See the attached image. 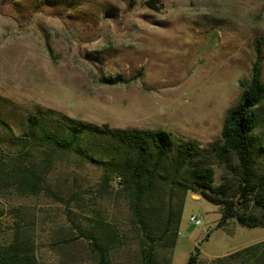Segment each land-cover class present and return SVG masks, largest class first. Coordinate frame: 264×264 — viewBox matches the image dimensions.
Wrapping results in <instances>:
<instances>
[{
    "label": "rangeland",
    "instance_id": "rangeland-1",
    "mask_svg": "<svg viewBox=\"0 0 264 264\" xmlns=\"http://www.w3.org/2000/svg\"><path fill=\"white\" fill-rule=\"evenodd\" d=\"M148 1L0 0V237L8 241L19 222L39 264H93L81 233L95 220L120 235L110 252L114 264H143L144 227L133 216L131 197L114 181L101 187L103 171L88 160L109 157L106 142L83 138L71 151H49L39 137L54 116L119 130L162 129L177 143L219 147L226 113L242 93L238 82L250 78L256 42L264 81V0H157L159 10ZM115 78L122 83L101 82ZM41 112L47 113L44 125L31 134L27 117ZM257 115L252 137L260 177L264 102ZM22 165L44 175L49 191L21 194ZM212 166L215 184L227 180L235 201L236 158L224 153ZM190 188L183 175L172 180L164 166L139 206L138 218L147 225L180 210L175 247L167 250L165 240L158 241L157 263L186 264L199 248L197 264H264L259 257L217 263L263 242L264 228L235 218L217 228L222 207Z\"/></svg>",
    "mask_w": 264,
    "mask_h": 264
},
{
    "label": "trees",
    "instance_id": "trees-1",
    "mask_svg": "<svg viewBox=\"0 0 264 264\" xmlns=\"http://www.w3.org/2000/svg\"><path fill=\"white\" fill-rule=\"evenodd\" d=\"M157 0H149L148 5L156 8ZM256 55L248 80H239L242 93L237 103L231 107L223 122L221 145L213 144L200 148L193 142H176L173 135L162 129L157 130H119L108 125L98 126L66 116H54L52 125L39 137L40 146L49 151L68 152L74 149L83 138H95L106 142L107 158L88 156L103 171L101 187L116 182L131 197L133 216L144 227V241L140 253L143 264H158L156 243L167 250L175 247L177 226L180 219L178 212H169L164 221L153 224L141 221L138 216L139 206L155 190L157 177L165 166L174 180L183 175L184 181L191 186L192 194L222 207L221 219L217 228L223 227L228 220L249 228H264V174L257 177L255 172L254 145L252 134L259 124L257 108L264 102V81L261 78V48L256 42ZM104 84L122 83L121 78L102 80ZM47 113L27 117V129L32 134L42 128ZM231 154L237 162L236 200L232 201L227 180L215 184L213 159L221 161L222 155ZM46 161V160H45ZM49 162V160H47ZM16 188L24 195H37L48 192L44 175L33 166L22 165L16 181ZM3 211L0 210V218ZM88 242V251L93 257V264H114L110 252L120 244V235L115 227L101 220H95L92 230L81 233ZM169 235V236H168ZM166 236H168L167 239ZM199 248L190 254L186 264H197ZM264 259V241L253 244L239 251L218 258L217 263L239 259L248 263L253 258ZM222 259V260H220ZM0 264H39L34 242L19 222L11 228V237L2 242L0 237Z\"/></svg>",
    "mask_w": 264,
    "mask_h": 264
},
{
    "label": "built area",
    "instance_id": "built-area-1",
    "mask_svg": "<svg viewBox=\"0 0 264 264\" xmlns=\"http://www.w3.org/2000/svg\"><path fill=\"white\" fill-rule=\"evenodd\" d=\"M189 221L193 222L195 225H199L200 224V220L195 215H191L189 217Z\"/></svg>",
    "mask_w": 264,
    "mask_h": 264
}]
</instances>
